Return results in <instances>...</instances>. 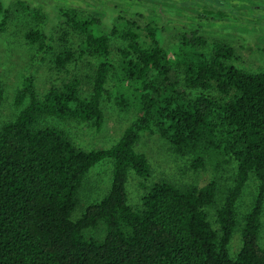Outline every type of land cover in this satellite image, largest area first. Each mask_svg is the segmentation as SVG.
I'll use <instances>...</instances> for the list:
<instances>
[{
	"label": "trees",
	"instance_id": "16d2710c",
	"mask_svg": "<svg viewBox=\"0 0 264 264\" xmlns=\"http://www.w3.org/2000/svg\"><path fill=\"white\" fill-rule=\"evenodd\" d=\"M130 1L127 6L141 15L136 2ZM148 1L168 4L169 0ZM225 1L219 7L228 12L236 8L231 0ZM191 5L197 19L180 37L175 65L169 61L159 25L145 21L149 47L143 48L137 23L127 21L123 28L109 31L127 42L118 69L106 61L99 63L88 97L79 96L74 80L38 98L33 77L23 79L14 105L20 108L26 99L28 103L0 129V264H264V248L259 245L264 72L237 68L230 63L235 54L229 43L203 36L204 21L223 20L228 17L225 11L201 2ZM5 13L0 1L2 19ZM61 14L84 35L79 58L90 53L107 59L108 34L102 30V20L74 9ZM40 37L36 31L26 35L30 43ZM74 61L70 48L54 59L58 70ZM109 75H114L121 90L115 96L117 106L136 109V118L110 149L84 151L64 130L44 123L48 119L92 122L99 128V105ZM194 89H214L217 97L194 95ZM1 100L0 89V104ZM152 128L173 153L192 157L193 170L205 162L216 169L225 158L235 161L234 186L216 212L219 231L212 229L204 212L213 204L214 182L198 187L161 180L146 189L139 207L129 205L130 174L142 179L151 175L145 155L134 146ZM106 159L112 162L108 192L74 219L86 174ZM250 174L258 181L257 195L245 216L241 248L231 258L234 204ZM99 223L105 229L102 241L86 238L84 232Z\"/></svg>",
	"mask_w": 264,
	"mask_h": 264
},
{
	"label": "rangeland",
	"instance_id": "374dc122",
	"mask_svg": "<svg viewBox=\"0 0 264 264\" xmlns=\"http://www.w3.org/2000/svg\"><path fill=\"white\" fill-rule=\"evenodd\" d=\"M0 1L3 2L6 10L3 19L0 16L1 129L4 124L13 121L28 103L26 99L20 108L14 105L16 93L22 87L26 76L33 77L34 90L38 98H41L50 88H59L74 80L78 81L79 96L88 97L91 92V77L99 63L106 61L118 69L121 63V51L127 50L126 41L116 34L109 35L112 27H116L117 30L123 28L122 22L137 23L135 28L143 48L149 47L143 30L145 21L159 25L163 30V46L170 63L175 65L180 37L197 19L191 14V4L201 2L212 5L217 0H169L168 4L133 0L137 8L142 11L141 15H137L131 7L127 6L130 0ZM259 4L261 20H256L257 22H254L255 19L247 18L240 20L239 17L231 14L229 20H208L202 29L203 36L209 40L228 41L234 48L235 54L230 63L250 73L264 72V1L260 0ZM70 9L102 20V30L108 34L107 59L90 53L81 58L78 57L84 35L69 26L61 14L62 11ZM32 31L38 32L41 36L35 43H30L26 39V35ZM65 48L73 50L75 61L64 70H58L54 59ZM104 91L99 105L102 113V123L99 128L92 122H60L48 119L44 123L64 130L73 144L84 151L110 149L136 118V109L129 106L126 110H122L115 103V96L119 95L121 90L114 75L108 76ZM192 93L217 97L214 89H194ZM125 96L128 97L129 94ZM134 150L145 155L151 175L149 178L142 179L130 174L127 194L131 207H139L146 189L161 180L169 181L177 186L191 184L198 187L214 182V201L212 206L206 208L204 212L212 229L219 231L216 212L223 205L227 192L234 186L235 161L225 158L227 161L216 169L205 162L202 168L193 170L190 166L192 157H182L173 153L167 142L154 128L140 135ZM111 176L112 162L108 159L99 162L89 170L79 193V207L74 213V219L79 218L88 205L98 202L108 192ZM257 190L258 181L254 174H250L234 204L235 228L228 244V253L231 258H234L241 248V231L245 216L253 207ZM104 230V226L99 223L95 229L85 231L84 235L86 238L102 241L105 235ZM259 245L264 248V199L260 215Z\"/></svg>",
	"mask_w": 264,
	"mask_h": 264
},
{
	"label": "flooded vegetation",
	"instance_id": "af4514ba",
	"mask_svg": "<svg viewBox=\"0 0 264 264\" xmlns=\"http://www.w3.org/2000/svg\"><path fill=\"white\" fill-rule=\"evenodd\" d=\"M227 1L229 2L230 0H227ZM259 1L260 0H249V1H246V0H231L230 2H232V4L234 5V7H236V8H233V9H231L232 11L228 12L223 7H220V8H222L221 11L222 12L225 11V13L228 15V17H226L223 20H229V16H231V14L236 15L237 17L240 18V20H244L245 18H247V19H255L254 22H257L256 20H261L259 18V16L261 17V15H259L260 8H261V6L259 4ZM263 1L264 0H262V2ZM225 2H226L225 0H219V1L217 0V1H214L213 4L210 5V6L213 7L211 9H213L215 11H217L216 9L220 10L218 7L225 5ZM216 5L218 7H215ZM210 20H214V19H210ZM215 20H218V19H215ZM207 21H204L203 25H205ZM194 23H195V21L192 22L189 25V27L190 26H193ZM226 42L229 43L228 41H226Z\"/></svg>",
	"mask_w": 264,
	"mask_h": 264
}]
</instances>
